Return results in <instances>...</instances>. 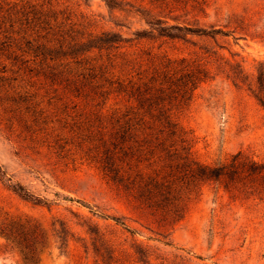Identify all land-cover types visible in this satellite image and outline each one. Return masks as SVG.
Returning <instances> with one entry per match:
<instances>
[{"label": "trees", "instance_id": "16d2710c", "mask_svg": "<svg viewBox=\"0 0 264 264\" xmlns=\"http://www.w3.org/2000/svg\"><path fill=\"white\" fill-rule=\"evenodd\" d=\"M103 1L109 9L140 16L147 28L135 32L138 39L229 35L199 25L209 0ZM66 2L0 0V122L33 128L48 143H73V154L97 171L136 221L163 238L209 185L232 201L264 203V162L238 150L204 163L194 153L192 131L181 122L196 90L214 76L207 58L215 53L127 49L129 38L98 29L92 14ZM224 64L234 86L244 83L239 65ZM252 93L264 106L263 69ZM5 181L21 198L39 202L22 185ZM0 233L17 246L35 243L27 222H13ZM67 233L62 225V243ZM34 250L24 252L30 262H36ZM94 250L102 256L101 247Z\"/></svg>", "mask_w": 264, "mask_h": 264}, {"label": "rangeland", "instance_id": "374dc122", "mask_svg": "<svg viewBox=\"0 0 264 264\" xmlns=\"http://www.w3.org/2000/svg\"><path fill=\"white\" fill-rule=\"evenodd\" d=\"M67 1L92 14L98 29L129 38L127 49L171 56L214 52L207 58L214 76L196 90L181 121L195 137L194 153L207 164L238 150L264 162V106L252 93L264 70V0H209L199 25L229 35H188L186 41L138 39L135 32L147 28L139 15L109 9L103 0ZM224 61L239 65L244 83L233 85ZM14 125L0 122V231L27 222L35 229V243L17 246L0 233V264H264V203L232 201L209 185L163 238L136 221L97 171L73 154V143H48L32 134L33 128ZM6 178L39 202L21 198ZM62 225L68 230L64 243L58 236ZM33 247L36 262L24 255Z\"/></svg>", "mask_w": 264, "mask_h": 264}]
</instances>
